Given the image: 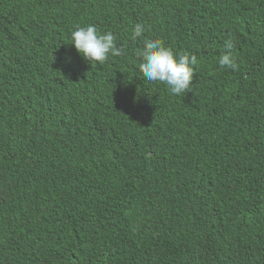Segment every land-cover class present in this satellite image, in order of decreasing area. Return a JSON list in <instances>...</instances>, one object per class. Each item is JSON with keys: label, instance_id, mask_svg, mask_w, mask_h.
<instances>
[{"label": "trees", "instance_id": "obj_1", "mask_svg": "<svg viewBox=\"0 0 264 264\" xmlns=\"http://www.w3.org/2000/svg\"><path fill=\"white\" fill-rule=\"evenodd\" d=\"M87 25L125 54L88 63ZM0 264H264V0H0Z\"/></svg>", "mask_w": 264, "mask_h": 264}, {"label": "clouds", "instance_id": "obj_2", "mask_svg": "<svg viewBox=\"0 0 264 264\" xmlns=\"http://www.w3.org/2000/svg\"><path fill=\"white\" fill-rule=\"evenodd\" d=\"M145 25L135 24L132 39L143 35ZM72 44L88 63L104 65L111 57L125 54L122 46L116 43L113 32H100L95 25L77 27L71 33ZM227 51L221 55L219 67L239 70L237 58L233 55V41L225 42ZM142 59L139 71L149 82H162L173 95L189 92L193 86L194 76L198 67V58L195 54L176 53L164 45L160 39L144 40V47L136 53Z\"/></svg>", "mask_w": 264, "mask_h": 264}]
</instances>
